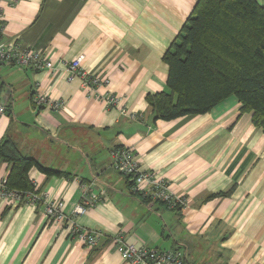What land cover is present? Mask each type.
Masks as SVG:
<instances>
[{
  "label": "crops",
  "instance_id": "0c3cea01",
  "mask_svg": "<svg viewBox=\"0 0 264 264\" xmlns=\"http://www.w3.org/2000/svg\"><path fill=\"white\" fill-rule=\"evenodd\" d=\"M198 0H0L2 41L41 52L52 69L0 65V143L41 167L28 176L47 203L62 202L63 222L45 203L0 201V264H129L114 239L178 250L191 264H264V133L229 96L208 113L156 119L147 96L167 91L162 57ZM264 6V0H256ZM103 77L91 90L68 63ZM44 94L59 109L35 108ZM109 96L118 102L110 106ZM129 114H135L130 119ZM128 147L144 171L164 179L186 206L141 200L111 166ZM11 165L0 160V181ZM98 200L83 214L74 210ZM98 231L95 247L72 228Z\"/></svg>",
  "mask_w": 264,
  "mask_h": 264
},
{
  "label": "trees",
  "instance_id": "16d2710c",
  "mask_svg": "<svg viewBox=\"0 0 264 264\" xmlns=\"http://www.w3.org/2000/svg\"><path fill=\"white\" fill-rule=\"evenodd\" d=\"M162 60L167 91L147 96L156 119L202 115L234 96L239 115L249 114L264 133V6L256 0H198ZM0 160L11 165L5 186L21 195L19 204L28 202V193L40 195L28 176L32 167L59 174L8 140L0 143Z\"/></svg>",
  "mask_w": 264,
  "mask_h": 264
},
{
  "label": "built area",
  "instance_id": "2783aa9c",
  "mask_svg": "<svg viewBox=\"0 0 264 264\" xmlns=\"http://www.w3.org/2000/svg\"><path fill=\"white\" fill-rule=\"evenodd\" d=\"M13 2L14 0H8ZM2 12L0 8V65L14 66L19 68L32 67L35 70L52 69V62L50 59L44 58L41 52L31 47H21L19 44H7L2 41ZM68 69L71 75H77L83 80L85 87L90 90L102 83H108V80L87 74L81 68V59L75 58L68 63ZM108 105L112 106L118 102L116 96H109L106 98ZM32 104L35 108L49 105L52 109H59L62 106L61 101H51L44 94H36L32 98ZM5 107L0 103V113H4ZM130 119L135 118V114H129ZM111 166L122 176L128 178L133 184V191L138 193L141 198L149 201H159L165 204L168 209L183 208L186 206V200L183 196L174 195L169 189L166 181L156 174L144 171L140 167L139 160L135 154L124 146L114 147L110 151ZM87 192L91 197L90 201L83 200L80 205H77L75 214H83L87 207L94 205L98 200V194L93 189L87 188ZM28 202L36 204L41 201L45 203L44 213L47 221L63 222L65 216L62 211V202L47 203L44 195H36L32 193L27 194ZM21 195L6 189L5 180L0 181V201L6 202L8 205L19 204ZM72 237L76 238L81 244L87 247H95L102 234L98 231H83L81 229L72 228ZM114 243L119 247L120 254L124 261L129 264H191L185 260L182 253L177 250H159L148 248L145 246H136L134 244H125L121 237L117 236Z\"/></svg>",
  "mask_w": 264,
  "mask_h": 264
}]
</instances>
